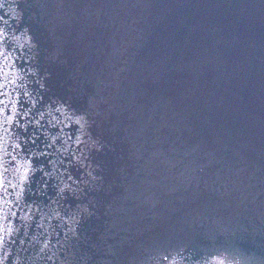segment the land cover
<instances>
[{"label": "water", "instance_id": "obj_1", "mask_svg": "<svg viewBox=\"0 0 264 264\" xmlns=\"http://www.w3.org/2000/svg\"><path fill=\"white\" fill-rule=\"evenodd\" d=\"M0 5V264H264V0Z\"/></svg>", "mask_w": 264, "mask_h": 264}, {"label": "snow or ice", "instance_id": "obj_2", "mask_svg": "<svg viewBox=\"0 0 264 264\" xmlns=\"http://www.w3.org/2000/svg\"><path fill=\"white\" fill-rule=\"evenodd\" d=\"M0 6H2V5H0ZM27 163H29V165H30V162H27ZM28 171H29V169L26 168V169H25V172L27 173ZM23 179H27V175H25V176L23 177ZM65 187H67V186H65Z\"/></svg>", "mask_w": 264, "mask_h": 264}, {"label": "clouds", "instance_id": "obj_3", "mask_svg": "<svg viewBox=\"0 0 264 264\" xmlns=\"http://www.w3.org/2000/svg\"><path fill=\"white\" fill-rule=\"evenodd\" d=\"M229 264H232V262L230 261Z\"/></svg>", "mask_w": 264, "mask_h": 264}]
</instances>
